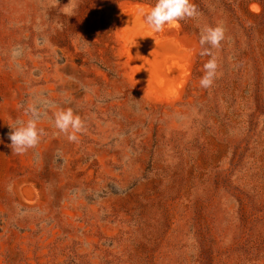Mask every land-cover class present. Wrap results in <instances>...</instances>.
<instances>
[{
  "label": "rangeland",
  "instance_id": "1",
  "mask_svg": "<svg viewBox=\"0 0 264 264\" xmlns=\"http://www.w3.org/2000/svg\"><path fill=\"white\" fill-rule=\"evenodd\" d=\"M69 2L0 0V264H264V0H191L161 32L137 15L156 0ZM132 22L173 54L165 86ZM33 106L43 134L17 155ZM68 108L75 142L53 123Z\"/></svg>",
  "mask_w": 264,
  "mask_h": 264
},
{
  "label": "clouds",
  "instance_id": "2",
  "mask_svg": "<svg viewBox=\"0 0 264 264\" xmlns=\"http://www.w3.org/2000/svg\"><path fill=\"white\" fill-rule=\"evenodd\" d=\"M137 15L144 17V23L153 32H161L165 25L178 26L179 21L195 17L197 9L191 0H156L155 5L148 12L140 9ZM223 39L222 25L206 26L201 30L200 44L202 46L208 44L212 48H218ZM202 54H208V49H205ZM204 70L200 83L203 88H209L216 78L217 63L214 57L204 65ZM27 112L30 114V119L27 122L18 121L15 127L10 126L11 131L8 134L12 152L17 155L35 148L43 134V130L37 128L39 113L35 106L28 108ZM53 123L54 127L65 134L70 142L77 141V134L85 131L84 121L79 115L74 114L72 108L55 112Z\"/></svg>",
  "mask_w": 264,
  "mask_h": 264
},
{
  "label": "bare ground",
  "instance_id": "3",
  "mask_svg": "<svg viewBox=\"0 0 264 264\" xmlns=\"http://www.w3.org/2000/svg\"><path fill=\"white\" fill-rule=\"evenodd\" d=\"M132 25L131 40L139 42V46L135 49L137 57L140 58L139 67L143 68L145 73H149L148 80H151L155 85L165 86L170 79L164 70L166 63L171 60L170 57L173 54L165 52L161 44L152 43L145 35L139 39L136 36V31L141 30L143 32L144 26L136 22H132Z\"/></svg>",
  "mask_w": 264,
  "mask_h": 264
}]
</instances>
